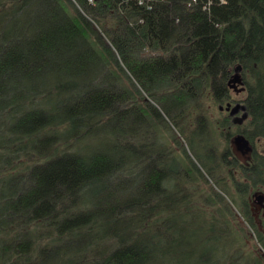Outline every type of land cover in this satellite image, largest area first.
<instances>
[{"label":"trees","instance_id":"obj_1","mask_svg":"<svg viewBox=\"0 0 264 264\" xmlns=\"http://www.w3.org/2000/svg\"><path fill=\"white\" fill-rule=\"evenodd\" d=\"M259 140L264 0H0V264H264Z\"/></svg>","mask_w":264,"mask_h":264},{"label":"rangeland","instance_id":"obj_2","mask_svg":"<svg viewBox=\"0 0 264 264\" xmlns=\"http://www.w3.org/2000/svg\"><path fill=\"white\" fill-rule=\"evenodd\" d=\"M34 16H32V18H33ZM45 73H46V71H45ZM232 83V82H231ZM233 84V86L235 85V87L236 86H239V85H237V84H234V83H232ZM234 87V88H235ZM237 88V87H236ZM232 93V95L234 96V94H235V96H236V98H238L239 97V95L238 94H236V93H234L233 91H231ZM241 115V112H238L237 113V115L235 116L236 118H238L239 116ZM223 116H227L226 115V112H221V111H218L217 110V107H216V105H213L212 107H210V110H209V117H208V124H209V126H210V128L212 129H210V131H209V135H210V137H211V139H212V141L215 143V144H217V149L220 151L222 148H224V147H227V148H229V150L232 152V156L233 157H235L240 163H243L247 158H248V156H249V153H244V154H242L241 153V151L239 150V148L241 147L242 148V146H241V144L239 143V144H237L236 142H235V138H233V140L232 141H229V138L230 137H232L233 136V134L234 133H236L237 132V129H236V127H233V126H231L230 127V129L228 130V136H227V134H225V132L224 131H219L218 130V120H220ZM234 117V118H235ZM233 118V119H234ZM235 120V119H234ZM231 124V123H230ZM242 124V123H241ZM240 124V125H241ZM224 135H226V136H224ZM237 138V137H236ZM263 142V143H262ZM256 147H257V149L259 150V151H261V152H264V141L263 140H259V142L256 144ZM117 157V153L115 154V156H114V159ZM228 170V172H231V170H229V169H227ZM196 172V171H195ZM195 172H194V170H193V174L194 175H196L195 174ZM197 177H198V174H197ZM199 181H201V180H199ZM191 183V182H190ZM192 184V186H193V188H194V190H192V192H197L198 194L200 193V191L204 188H202V189H200V188H197V185H195V184H193V183H191ZM201 184H204L203 182H201ZM221 187V186H220ZM214 188L215 189H218V186H214ZM250 197V198H249ZM248 198L250 199L249 201H250V204H251V206L253 207V208H255V210H257L258 208H261V209H263L264 210V193H263V191H256L254 194H251V196H249ZM260 203H262L263 205H260ZM233 209V212H234V216H235V221L236 222H238V224H239V226H240V228L241 227H243L244 229H246V227H245V224L243 223V220L241 219V217L239 216V213H238V209H237V207H236V205H234V207L232 208ZM240 234L242 235V236H244L245 235V231L244 232H241L240 231ZM254 253L256 254V253H260L262 256H263V258H264V252L262 251V250H259V251H254Z\"/></svg>","mask_w":264,"mask_h":264},{"label":"bare ground","instance_id":"obj_3","mask_svg":"<svg viewBox=\"0 0 264 264\" xmlns=\"http://www.w3.org/2000/svg\"><path fill=\"white\" fill-rule=\"evenodd\" d=\"M237 78H238V81H235V82H233V80H231L232 81V83H234V84H237V85H241L242 84V82H241V80H240V78L238 77V75L236 76ZM240 104V103H239ZM244 106V105H243ZM226 111H229V109L228 110H226ZM241 110H238V112H240ZM244 111H245V108H244ZM237 112V113H238ZM237 113H235V114H233V115H229L230 117H235L236 115H237ZM237 119V118H236ZM234 120V122L235 123H238V124H241V123H243V121L245 120V118L242 120V121H240V122H238L237 120ZM235 142L237 143V144H241V146H242V148L240 147L239 148V150L241 151V153L242 154H244V153H249V152H251V147H249V142L243 137V136H239V137H237V138H235ZM250 154V153H249Z\"/></svg>","mask_w":264,"mask_h":264},{"label":"water","instance_id":"obj_4","mask_svg":"<svg viewBox=\"0 0 264 264\" xmlns=\"http://www.w3.org/2000/svg\"><path fill=\"white\" fill-rule=\"evenodd\" d=\"M232 80H233V82L238 81V78L236 77V75L233 76ZM226 109H228V108H226ZM238 110H241V112H242L241 115L236 119L238 122H240L246 117V112L244 111V106L242 104L235 103L230 108V110L228 111V114L233 115V114L237 113Z\"/></svg>","mask_w":264,"mask_h":264},{"label":"flooded vegetation","instance_id":"obj_5","mask_svg":"<svg viewBox=\"0 0 264 264\" xmlns=\"http://www.w3.org/2000/svg\"><path fill=\"white\" fill-rule=\"evenodd\" d=\"M235 104V103H234ZM234 104H232V105H230L231 107L234 105ZM230 110V109H229ZM224 111V110H223ZM241 112V111H240ZM227 113H228V111H227ZM227 117L229 118V122L231 123V125L233 126V127H236V126H238V125H240V124H238V123H235L234 122V119H236V117L234 118V117H230L229 116V114L227 115ZM234 118V119H233ZM225 134H227V136H228V133L227 132H225ZM224 136H226V135H224ZM239 136H243L244 137V135H242L240 132H236V133H234L233 134V136L232 137H230L229 138V141H232L233 140V138H236V137H239ZM245 138V137H244ZM249 142V141H248ZM249 147H251V149H253V145L249 142ZM230 151V150H229ZM251 152H252V150H251ZM251 152H249V153H251ZM230 153H231V155H232V152L230 151ZM260 205H263L262 203H260Z\"/></svg>","mask_w":264,"mask_h":264}]
</instances>
